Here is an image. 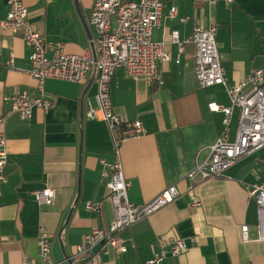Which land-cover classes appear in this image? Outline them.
I'll return each instance as SVG.
<instances>
[{"label":"crops","instance_id":"crops-1","mask_svg":"<svg viewBox=\"0 0 264 264\" xmlns=\"http://www.w3.org/2000/svg\"><path fill=\"white\" fill-rule=\"evenodd\" d=\"M138 1V0H131ZM164 15L151 39L168 58L160 63L162 84L128 78L116 69L110 81L113 111L124 121L139 120L141 136L121 143L123 173L130 185V202L151 199L175 184L180 195L171 203L120 233L125 252L102 249L101 264H144L158 251L156 239L183 238L188 247L168 255L160 264H264V241H256V204L247 187L264 182V147L239 158L220 177L187 190L185 173L209 155V147L223 129V113L209 102L229 105L224 86L201 88L194 73L195 26L216 25L215 40L226 84L240 82L254 69L264 70V0L217 2L160 0ZM93 0H23L29 20L47 42H62L64 51L81 54L95 35L89 24ZM176 13L169 16V9ZM8 9L0 0V18ZM180 17H186L180 21ZM183 40L182 50L171 42V31ZM13 56V66L6 62ZM30 48L19 36L0 31V114L11 107L4 96L15 90L31 91L35 80ZM95 70L82 83L45 81L53 105L33 108L29 118L12 112L5 116L7 150L5 181L0 182V264H42L37 237L50 236V258L71 255L83 237L108 226L113 205L101 175L112 163V139L107 125L85 116V102L95 105ZM238 108L232 110L229 138L233 139ZM51 188V204H39L33 190ZM98 204L97 210L86 203ZM248 226L250 241L241 238ZM191 238H195L191 241Z\"/></svg>","mask_w":264,"mask_h":264},{"label":"built area","instance_id":"built-area-1","mask_svg":"<svg viewBox=\"0 0 264 264\" xmlns=\"http://www.w3.org/2000/svg\"><path fill=\"white\" fill-rule=\"evenodd\" d=\"M210 7L223 1L230 4L233 0H200ZM8 9L0 18V31L19 36L30 48L31 69L28 73L34 78L35 85L31 91L15 90L3 97L10 101L11 107L0 114V182L5 181L4 165L7 150L3 126L5 116L12 112L22 118H29L33 108L47 109L53 101L47 95L45 81L55 79L82 83L88 73L95 70L96 93L95 105L85 102V116L88 119H99L106 123L112 139V163L106 165L101 175L106 180L108 197L113 205V218L106 227L95 228L86 234L75 247V251L59 261L50 258V236L41 229L37 237L38 257L42 264H101L99 252L102 249L126 251L120 233L153 214L163 206L171 203L179 195L175 184L165 186L151 199L135 204L129 201L127 190L130 185L123 173L121 160V143L127 138L144 135L146 129L139 120L124 121L113 111L110 99V81L116 69H122L128 78H143L147 82L162 84L160 63L168 58L161 44L151 39L154 28L160 26L164 15V5L160 0H93L89 24L95 35L90 38L89 47L81 54H70L64 51L62 42H47L41 30L29 20L28 9L23 0H6ZM176 9H169V16H174ZM185 21L186 17H180ZM216 25L195 26L190 37L193 42L194 73L198 85L206 88L222 85L225 88L228 106L209 102L210 109L223 113V129L215 142L209 147V155L188 170L184 179L187 190L192 191L198 184L222 175L239 158L264 147V70L254 69L240 82L227 86L225 71L220 63V56L215 40ZM170 40L182 50L183 40L178 31L173 30ZM91 46L95 51L92 56ZM13 66V56L6 62ZM238 108V121L233 139L229 138L230 120L233 108ZM247 194L256 204V241H264V182L247 187ZM32 195L39 204H51L54 190L43 188L33 190ZM88 209L97 210L99 205L86 203ZM241 238L250 241L248 226H241ZM194 241L195 238H191ZM158 251L144 264H160L168 255H176L187 249L183 238L156 239ZM22 264H28L26 258Z\"/></svg>","mask_w":264,"mask_h":264},{"label":"water","instance_id":"water-1","mask_svg":"<svg viewBox=\"0 0 264 264\" xmlns=\"http://www.w3.org/2000/svg\"><path fill=\"white\" fill-rule=\"evenodd\" d=\"M91 51H92V56H93V58L95 59V51H94L93 46H91Z\"/></svg>","mask_w":264,"mask_h":264}]
</instances>
